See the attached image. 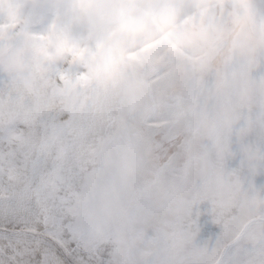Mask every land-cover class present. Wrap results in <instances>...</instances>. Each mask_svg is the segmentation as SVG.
I'll return each mask as SVG.
<instances>
[{
	"label": "snow or ice",
	"instance_id": "snow-or-ice-1",
	"mask_svg": "<svg viewBox=\"0 0 264 264\" xmlns=\"http://www.w3.org/2000/svg\"><path fill=\"white\" fill-rule=\"evenodd\" d=\"M7 4L0 264H264V0L155 58L85 43L79 0Z\"/></svg>",
	"mask_w": 264,
	"mask_h": 264
},
{
	"label": "clouds",
	"instance_id": "clouds-1",
	"mask_svg": "<svg viewBox=\"0 0 264 264\" xmlns=\"http://www.w3.org/2000/svg\"><path fill=\"white\" fill-rule=\"evenodd\" d=\"M79 4L85 10L72 19V27L85 35V43L104 41L125 57L146 54L155 58L172 44L189 51L198 45L202 51L203 40L197 35L200 26L228 11L221 7L228 0H79ZM4 8L5 18L14 20L16 13L8 8L7 0ZM197 9L202 14L195 25L184 19ZM165 31L172 35H164Z\"/></svg>",
	"mask_w": 264,
	"mask_h": 264
}]
</instances>
